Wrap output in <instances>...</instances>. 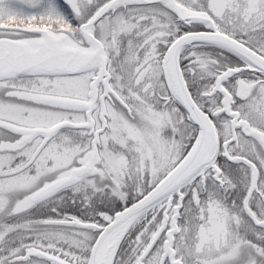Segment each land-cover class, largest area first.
Instances as JSON below:
<instances>
[{
    "label": "rangeland",
    "instance_id": "rangeland-1",
    "mask_svg": "<svg viewBox=\"0 0 264 264\" xmlns=\"http://www.w3.org/2000/svg\"><path fill=\"white\" fill-rule=\"evenodd\" d=\"M104 1L106 0H79L77 6L72 9L63 6L59 0H0V36H24L32 39L30 36L32 34L27 35L28 33L11 27L48 26L64 33L68 43L85 47L83 40L71 25L70 16L80 19L87 15L89 17ZM183 4L194 8L197 2L187 0ZM208 8L215 16H227L223 19L226 30L242 37L264 53V0H243L233 3L210 0ZM122 9L104 16L96 23L95 28L97 35L107 46L108 70L114 79L112 88L121 99V102L118 99L117 102H120L128 113H124L118 107L120 105L111 95L108 129L98 137L95 149L90 143L84 148L85 150L76 151L68 138L58 132L44 143H42V135L27 140L25 134L15 132L8 127V124H12L26 128H48L60 120L68 119L70 117L68 111L41 103L39 96L70 97L75 93L73 88L75 78L54 75L48 78H36L40 80L38 83L33 81L35 78L29 77L31 75H23L10 79L9 82L0 83V150L16 151L25 144L32 143L26 148L29 158L25 160L24 158L13 160L10 155L0 152V222L9 219L4 216L5 209L9 211L15 208V212L9 216L15 219L16 214L31 206L29 198L34 189L65 174L72 166L87 160L92 163L88 177H94L96 180L85 185L90 187L89 191L96 202L104 200L115 212L154 185L175 164L184 150L186 151L184 144L187 140V127L181 122L180 110L178 108L177 110L170 100L167 101V94L160 77L159 61L162 50L155 48L153 43L141 49H137L134 44H127L126 48L122 49L120 44L115 43L117 40H122L124 35H130V32L137 30L139 32L142 27V22H139L138 18L140 15L138 9L125 11ZM146 10L156 12L159 15L158 19L170 18L159 7H149ZM158 30L164 29L159 26ZM208 56L210 53L201 49L194 51L192 66L197 72L209 71L210 61L205 60L210 58ZM139 59L142 61L139 62ZM221 60L225 62L226 56H221ZM94 69H91V73H94ZM78 81L79 85H86V79L80 78ZM85 89H82L83 93ZM151 93L158 94L162 98L153 99L150 97ZM93 150H95L94 157L91 156ZM210 189L208 195L212 196L214 192L212 188ZM261 199L264 203L262 193ZM163 208L164 203L158 204L140 224L135 226L132 231L135 235H127L128 238L118 251L115 264H135L138 255L158 227ZM207 208L208 217L200 224L190 220L185 221L183 225L181 220L179 221L180 231L175 241V250L178 254L189 259V264L264 263V248H258L252 241L243 244L233 235L235 226L230 223L229 218L237 220L240 215L228 216V212L225 214L217 212L213 203L207 205ZM235 209L238 211L239 207ZM259 211L263 219L258 217L257 219L264 220V204ZM170 214L171 210L168 212V215ZM200 217L202 219L204 215ZM22 220L25 219L17 217L15 222ZM237 224L241 233L253 236L261 234L260 231L255 230L257 226L254 224L247 225L250 232L243 231L246 230L245 223ZM58 226H61V229L56 233H60V238H56L52 233L55 229L58 231ZM69 226L74 227L48 219L43 223L31 222L1 230L0 264H46L37 257L19 259L18 257L24 255L28 246L24 250L23 248L17 250L18 244L15 240L33 241L39 246L30 247L45 250H48L50 245H58L72 254L76 245L84 246L82 238L87 241V247L97 235L96 231L87 235L81 232L79 235V232L66 228ZM260 227L264 229V226ZM90 236H92L91 240H89ZM163 240L164 232L153 248L150 255L151 262L149 260L148 264H157Z\"/></svg>",
    "mask_w": 264,
    "mask_h": 264
},
{
    "label": "water",
    "instance_id": "water-1",
    "mask_svg": "<svg viewBox=\"0 0 264 264\" xmlns=\"http://www.w3.org/2000/svg\"><path fill=\"white\" fill-rule=\"evenodd\" d=\"M78 0H61L64 4L75 5ZM162 4L170 10L177 20L187 25H205L208 31H187L174 38L166 47L160 58V70L164 84L169 95L183 109L187 121L196 127L195 135L182 157L174 166L161 177L150 189L137 199L116 210L110 220L103 225L95 222L82 221L75 217L65 220H52L58 224L71 225L79 228L97 231L92 242L87 264H114L118 250L129 233L132 226L142 216H146L158 204L165 201L161 212L159 225L152 234L148 243L138 255L135 264H143L144 258L151 251L158 238L164 232L162 251L158 264H163L165 258L170 264H182L180 259L175 258L173 242L175 235L179 232L178 219L183 203L182 188L196 178L201 179L202 185L205 182V172L210 171L212 178L223 185L220 177L221 171L215 163L219 139L216 127L208 113L203 111L193 99L184 75L180 67V54L183 49L195 45L212 46L226 51L241 60L246 65L239 67H227L221 70L216 76L209 95L220 92L222 95L219 111L233 116L234 126L241 125L247 132L245 121H237V113L230 112L231 95L224 88L222 83L228 78L244 70L259 72L264 76V56L248 47L236 38L219 31L217 25L209 14L204 11L190 9L176 0H107L102 3L92 15L79 26V33L84 39L86 47L68 43L62 32H54L44 27H11L27 32H35L41 35L34 40L19 38L0 37V79L12 78L18 75H73L96 69V75L92 82L93 94L95 96V85L101 81L106 92H111L121 102L115 91L109 86L110 73L107 71V59L102 43L95 37L94 28L96 22L108 13H113L119 8L130 5ZM40 102L46 105L71 109L76 106L86 107L88 121L81 124H74L68 120L60 121L48 128H26L8 124V127L15 132L25 134V138L31 139L36 135L44 136L43 142L50 139L58 130L63 127H92L89 117L91 107L79 100L67 96L41 95ZM106 114L105 105H101V115ZM101 127L95 131L92 146L98 140L99 132L107 125L104 117ZM230 162H243L251 167L252 175L245 197L242 201L244 212L249 216L255 226H264V220H258L248 206V201L254 190H257V171L255 166L247 159L230 156L226 151L223 153ZM95 156V150L91 155ZM92 170L91 161L72 166L65 174L60 175L34 189L30 194L31 206L42 202L62 189L72 186L81 178L90 174ZM176 196L172 204L173 196ZM171 210V214L168 212ZM168 228L166 229V227ZM35 256L50 261L53 264H68L59 253H53L36 247L25 249L24 255L19 259H26Z\"/></svg>",
    "mask_w": 264,
    "mask_h": 264
},
{
    "label": "flooded vegetation",
    "instance_id": "flooded-vegetation-1",
    "mask_svg": "<svg viewBox=\"0 0 264 264\" xmlns=\"http://www.w3.org/2000/svg\"><path fill=\"white\" fill-rule=\"evenodd\" d=\"M176 1L183 4V2L187 0H176ZM193 1L197 2V4L194 6L193 9L204 11L207 14H209L211 18L213 19L214 23L217 25V28L219 29V31L229 34L230 36L243 42L244 44H246L253 50L257 51L259 54H262L264 56V53H262L252 44L245 41L242 37L234 34L228 29L227 30L225 29L226 27L223 25L224 24L223 19H225V17L227 16L213 15L208 8L210 0H193ZM224 1L233 3L236 1L238 2V1H243V0H224ZM77 4L75 6H72L71 8L73 9L74 7L77 6ZM155 6L159 7L160 9H162V11L166 12L168 16H170V18H168L170 20L158 19L159 15L156 12L154 11L149 12L146 10L149 7H155ZM229 6L233 7L234 5H229ZM132 8H136L139 10L138 12L140 13V15L138 16V18L140 19L139 22H142L141 23L142 27L139 32L138 30L134 32H130V35H127V36L124 35L122 40H117V42H115V43L120 44L122 49L126 48L127 44L129 45L134 44L136 45L137 49H141L143 46L146 47V46H149V44L153 43L155 48L158 47V49H163L162 52L160 53V57H161L163 51L170 44V42L174 38H176L178 35H180L181 33H184L187 31H208L209 30V28L205 25H197V24L187 25L184 22L177 20L176 16L162 4L156 3V4H145V5H132V6H127L123 8L122 10L125 11L127 9H132ZM82 22L80 23L75 22V24L72 27L75 28L77 34L81 37V39L84 42L83 37L79 33V26ZM159 26L162 27L164 30L162 31L158 30ZM37 27H44L54 32H57L56 30H53L52 28L48 26H37ZM20 31L28 33L27 35L32 34L30 35L32 39L24 38V36L13 37V36L2 35L0 37H12V38L25 39V40H34V39L41 37L39 33L27 32L23 30H20ZM94 35L103 45V48L106 54V59H107V71L110 73V71L108 70L109 57H108V53L106 50L107 49L106 43L97 35L96 28H94ZM85 47H86V44H85ZM196 49L197 50L201 49L203 50V52L210 53V56H208L210 58L205 59V60H208V62L210 61L209 65H211V68H209V71L197 72V70L192 66L193 64L192 58H193L194 51ZM221 56H226L225 62L221 60ZM140 61L142 60L139 59V62ZM243 65H246V63L240 58L230 53H227L225 51H222L218 48H214L210 46L187 47L183 49L180 54V67L184 75L185 81L187 83V86L193 98L199 105V107L203 111L208 113L211 119L213 120V123L217 130L218 139H219V148H218L216 163L221 171L220 177L222 181L224 182V184L221 185L219 184V182L215 181L212 178L210 171H207L205 174V184L207 182L208 183L212 182L218 187L223 188L224 186L230 183H233L236 186H238L236 190L239 193H241V195L238 198V207H239L238 211L235 209V206L233 205V203H228L227 205H225L226 208H223L221 197L217 193H214L212 197L208 195V198L210 199L211 197L214 200L215 203L213 202L214 203L213 205L215 206L214 207L215 211L224 213V214L225 212H228L229 213L228 216L237 215V214L240 215L239 216L240 218L237 220H234L233 218L232 219L229 218L230 223H232V225L235 226V234L233 235H235L236 240L243 242V244L248 243L249 241L250 242L252 241L254 244L258 246V248H264V229L263 228L254 226L257 231L261 232V234H255L253 236L251 234L241 233L242 231H239V227H237L238 226L237 223L242 222L243 225L245 223L246 230H243V231L250 232V229L247 227V225L253 226L251 219L245 214L242 208V201L246 194V190L249 186L250 178L252 175L251 167L241 161L230 162L223 154L226 151L230 156L245 158L255 166L256 171H257V190H255L251 194L249 201H248V206L258 218H262L263 216L262 214H260L259 209L260 207L263 208V204H264L261 199V193L264 194V76L256 71L244 70L237 74H234L233 76H231L230 78H228L226 81L222 83L224 88L231 95L230 112L237 113L238 122L239 121L246 122L244 124L247 127L246 129L247 132L243 130L240 124L236 126L233 125L232 123L233 116L226 114L224 111H219V109L222 107L221 105L222 95L220 92H215L212 95L207 94L212 89L216 76L219 74L221 70H224L227 67H239ZM95 75H96V69H94V73H91V69H90L85 72L70 75V77L75 78V81H74L75 84L73 85L75 93L71 94L72 96L70 97L73 99L79 100L80 102H83L87 105L88 103L90 104V101L92 99L90 93L93 88L92 82L94 80ZM18 77H22V76H16L15 78H18ZM29 77L36 79V78H44V77L48 78L50 76H29ZM160 77L162 78L161 73H160ZM80 78L81 80L86 79L85 86L79 85L78 80H80ZM10 79H13V78H10ZM10 79L0 80V83L9 82L8 80ZM35 79H33V81L38 82V83L40 82V80H37V79L35 80ZM113 80H114L113 76L110 73V78L108 80V83L111 88H112ZM83 88H86L85 93L82 92ZM94 88H95V96L92 99V102L90 104L91 107L89 110V117L91 118V121H92V127H73L72 126V127L62 128L58 131V134L63 133L62 135L68 138V140L72 144V147H74L76 151H81V150L83 151L85 150L84 148L88 144L92 143L95 131L98 130L102 125L101 117L105 118L107 125L104 127V129L101 132H99V136H101V134L104 133L106 129H108V120H109L108 110H109V104H111L110 103L111 95L113 96L116 103L120 105L118 107L124 113L125 112L128 113L126 108L122 106L120 102H117L118 100L114 97V95L111 92L105 91L104 84L101 81H99L95 85ZM164 88L167 94V97H166L167 101L170 100L171 104H173L174 107L176 109L178 108L181 112V108L179 107L177 102L169 95V92L165 86ZM92 94H93V91H92ZM116 94L119 97V94L118 93ZM150 97H153V99H155L156 97L162 98L158 94H154V93H151ZM102 103L105 105V110H106L105 115L103 114L101 115ZM87 109L88 108L86 107L84 108V107H79V106H76L71 109H65V110L63 109L64 111H68L70 114V117L65 120H68L74 124H81V123L87 122L88 121ZM43 139L44 137L42 138V142H43ZM30 144L32 143L29 142L28 144H25L23 147H21L19 150H16V151L14 150L10 151L7 149V150H0V152L5 153L8 156L10 155L11 157H13V160H19L20 158L21 159L24 158L23 160H25L29 158L28 153L26 152V148ZM23 151H25L24 154H23ZM229 167H232V168H229ZM196 181L201 184L199 179L195 180V182ZM244 185H245V188H244ZM201 188H202V191L206 193L207 191L206 188L205 187L203 188L202 186ZM188 193L189 192H187V194L186 192L184 193L183 200H186L189 197ZM207 194H209V192ZM173 200H175V196ZM220 206L221 208L217 209ZM228 208L231 209V212L228 211ZM96 223L104 224V222L102 221L101 222L97 221ZM58 228H59L58 231L57 229H55L54 230L55 232H52L56 238L61 237V235H59L60 233L59 234L56 233L60 231L61 226H58ZM66 228L79 232L80 233L79 235H81V232H83L86 235L87 233L94 232L92 230L81 229V228L70 227V226ZM176 237L177 236H175V239L173 242L175 258L180 259L182 264H189V261H188L189 259L187 260L186 258H184V255L178 254L177 251L175 250ZM94 239H92L89 245H87L86 247L87 241L85 240V238H82L81 240L83 241L84 246L82 244L78 246L76 245L74 247L75 252L72 254L67 253V251L63 252L62 250H58L54 248H49L48 250L52 251L53 253H59V256L64 257L68 264H83L85 262L87 264L88 252H89L90 246ZM152 251L144 259L143 264L149 263L150 255L152 254ZM159 256L157 259V264H158ZM39 260H41L42 262H45L46 264H53L50 261H47L41 258H39ZM163 264H170V262L167 259H165L163 261Z\"/></svg>",
    "mask_w": 264,
    "mask_h": 264
},
{
    "label": "trees",
    "instance_id": "trees-1",
    "mask_svg": "<svg viewBox=\"0 0 264 264\" xmlns=\"http://www.w3.org/2000/svg\"><path fill=\"white\" fill-rule=\"evenodd\" d=\"M70 17H71L72 26L75 24V22L79 23L80 21L82 22L86 19V17H83L82 19H80V17H76V18H74L73 16ZM181 113H182L181 122L185 124L187 127V140L186 143L184 144L185 145L184 149H186L192 138L191 136H193L195 133V127L185 119L184 112L182 110ZM94 180H96L94 179V177H87L83 181L76 183L68 188H65L64 190L60 191L53 197L47 199L46 201L35 204L27 209L20 211V213L16 214L15 219L10 218L9 216L13 212H15L14 210L16 209L12 208L9 211L5 209L4 216H6V218H9L10 220L8 219L9 220L8 221L6 219L7 221L0 222V234H2L1 230H6L7 228H15L20 225L23 226V224L24 225L29 224L31 222L43 223L48 219H66L70 216H75L85 221L107 222L110 219L111 214L114 210L112 207H108L107 204L104 202V200L96 202L93 199V195L89 191L90 187L86 185H88L87 182L92 181L93 183ZM237 187L238 186H236L235 184L230 183L224 186L223 188H220L212 182L211 183L207 182L205 184V188L207 191L206 193H204L202 191L201 184L199 182L193 181L187 184L183 188V192L184 193L186 192V194L187 192H189L188 193L189 197L183 201V208L181 210V219H180L182 224L184 225L185 221L189 222L190 220L196 222L197 224H200L201 222L207 219L209 214L207 205L214 202V200L211 198L212 196L210 197V199L208 198L207 193L209 192L210 188L213 189L214 193H217L221 197L223 208H226L225 205H227L228 203H233V205L237 207L238 198L241 195V193H239L236 190ZM219 208H221V206L218 207L217 209ZM228 211L231 212L229 208ZM200 215H204V217L201 219ZM17 217H21L22 219L25 220L15 222ZM143 218L144 217H141L132 227V229L130 230L131 233H129L131 236L135 235V233H133L132 231L134 230L136 225L140 224ZM195 218L197 219L195 220ZM127 238L128 237H126V239ZM91 239L92 236L89 237V240ZM12 242L13 243L16 242L18 244L19 248L17 247V250L18 249L20 250L26 246H31V245L39 246L38 244L33 243V241L20 242L19 240H15L14 242V240H12ZM48 248L62 250L63 252L65 250V248H62L61 246L58 245H50V247Z\"/></svg>",
    "mask_w": 264,
    "mask_h": 264
}]
</instances>
